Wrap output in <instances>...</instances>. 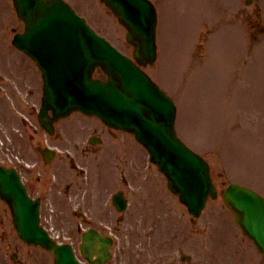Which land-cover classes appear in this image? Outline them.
I'll return each mask as SVG.
<instances>
[{"label": "rangeland", "instance_id": "rangeland-1", "mask_svg": "<svg viewBox=\"0 0 264 264\" xmlns=\"http://www.w3.org/2000/svg\"><path fill=\"white\" fill-rule=\"evenodd\" d=\"M66 1L100 35L131 55L124 29L98 0ZM151 1L158 15L159 58L146 71L179 105V137L209 160L219 191L230 181L264 196V19L260 17L259 26L254 29L258 32L253 36L248 21L255 14L250 19L245 14V20L238 13L233 15L236 8L233 0ZM4 2L5 39L9 42L11 27L15 33L21 32L23 26L17 21L10 1ZM247 104H252L255 111L240 110L254 113L258 120L237 118V106ZM130 151L136 163L147 161L145 152L142 156L132 147ZM153 176L154 181L142 196L130 197L128 213L133 214L132 221L127 223L130 230L121 228L119 243L114 247L117 253L123 243L128 246L142 241L147 243L149 254L143 250L131 254L130 249H125V264H141L149 255L170 259L178 246L191 253L197 264H264V256L244 240L220 197L209 201L198 219H192L168 193L164 178L159 173ZM107 181L103 188L110 187ZM159 183H163L165 197L158 196ZM148 208L156 209L154 215L143 219ZM141 225L146 228L144 237V232H138L143 231L139 229ZM14 238L21 257L31 256L44 264L40 259L45 256L43 253L20 247L15 233ZM119 254H115V264L121 260ZM5 261L10 264L8 257Z\"/></svg>", "mask_w": 264, "mask_h": 264}, {"label": "water", "instance_id": "water-1", "mask_svg": "<svg viewBox=\"0 0 264 264\" xmlns=\"http://www.w3.org/2000/svg\"><path fill=\"white\" fill-rule=\"evenodd\" d=\"M111 9L134 46L140 66L156 56V13L148 0H100ZM25 22V34L14 43L41 67L45 81L43 109L61 117L73 110L96 114L108 126L132 132L146 147L151 161L167 178L193 216L208 196L216 197L207 163L186 148L173 129L175 107L132 60L97 36L61 0H13ZM96 66L108 76L106 83L92 78ZM42 124V114L40 116ZM2 177L0 176V180ZM18 235L28 244L54 255V264H77L69 247L56 246L38 226L37 202H31L13 173L1 181ZM243 233L264 253V199L231 185L223 194Z\"/></svg>", "mask_w": 264, "mask_h": 264}, {"label": "flooded vegetation", "instance_id": "flooded-vegetation-1", "mask_svg": "<svg viewBox=\"0 0 264 264\" xmlns=\"http://www.w3.org/2000/svg\"><path fill=\"white\" fill-rule=\"evenodd\" d=\"M0 99L6 114L0 120V136L5 140V145L0 149V167H14L21 176L28 194L32 198L48 199L50 204L64 214L60 204L67 208L76 205L79 219L78 231L93 228L98 231L118 230L117 217L114 220L105 219L107 229L98 225L101 221L98 213L101 212V198L98 192L88 191V182L85 181L81 170H76L74 160L69 157L70 146L66 142L64 131L67 125L57 122V130L53 136L39 129L36 118V98L33 93L28 94L25 103L18 101L17 94L20 93L16 70L0 65ZM54 139L58 141L54 143ZM47 148L58 149L61 153L56 154L53 159L46 163L42 150ZM15 157L18 162L6 164V158ZM83 156L79 158V164H83ZM72 166L73 172L70 171ZM79 166V168H82ZM73 208L65 211L71 212ZM57 213V214H58ZM10 230L7 220V209L5 203L0 200V264H5L7 250L15 246L12 234L7 235ZM15 252L16 251H12ZM17 263V262H16ZM156 264V263H153Z\"/></svg>", "mask_w": 264, "mask_h": 264}]
</instances>
